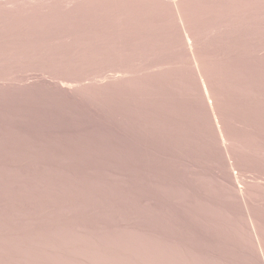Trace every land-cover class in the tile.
I'll list each match as a JSON object with an SVG mask.
<instances>
[{
  "label": "rangeland",
  "instance_id": "374dc122",
  "mask_svg": "<svg viewBox=\"0 0 264 264\" xmlns=\"http://www.w3.org/2000/svg\"><path fill=\"white\" fill-rule=\"evenodd\" d=\"M0 264H264V0H0Z\"/></svg>",
  "mask_w": 264,
  "mask_h": 264
}]
</instances>
